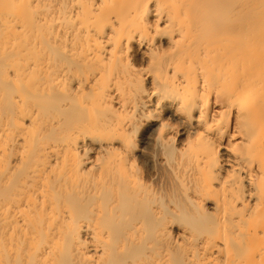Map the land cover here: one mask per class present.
Returning a JSON list of instances; mask_svg holds the SVG:
<instances>
[{"label": "bare ground", "instance_id": "1", "mask_svg": "<svg viewBox=\"0 0 264 264\" xmlns=\"http://www.w3.org/2000/svg\"><path fill=\"white\" fill-rule=\"evenodd\" d=\"M0 264H264V0H0Z\"/></svg>", "mask_w": 264, "mask_h": 264}]
</instances>
